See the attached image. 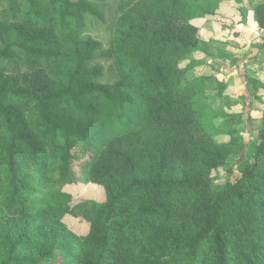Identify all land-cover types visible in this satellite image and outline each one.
Listing matches in <instances>:
<instances>
[{"label": "trees", "instance_id": "obj_1", "mask_svg": "<svg viewBox=\"0 0 264 264\" xmlns=\"http://www.w3.org/2000/svg\"><path fill=\"white\" fill-rule=\"evenodd\" d=\"M225 1L118 0L104 83L89 66L99 44L86 18L103 17L90 0H0V264H264V60L253 150L221 186L213 173L233 172L242 118L206 103L212 80L230 103L224 80L186 78L202 63L194 21ZM77 183L105 200L73 202L64 187Z\"/></svg>", "mask_w": 264, "mask_h": 264}, {"label": "rangeland", "instance_id": "obj_2", "mask_svg": "<svg viewBox=\"0 0 264 264\" xmlns=\"http://www.w3.org/2000/svg\"><path fill=\"white\" fill-rule=\"evenodd\" d=\"M100 10L103 17H88L84 26V36L92 38L98 42V47L92 56L89 66H96L101 68V73L96 77L97 82H113L115 80V73L111 68L110 59L104 54V50L108 46L110 37V30L112 29L117 18V4L118 0H90ZM226 7L222 9L224 13L220 16L213 17L217 23L215 24L216 32H220L216 39H209V35L205 29L204 21L197 19L194 23L199 27V46L200 49L193 54V58L201 60L202 63L196 64L186 73V78L191 79L200 75H212L215 78L222 79L226 82L227 87L223 91L230 103H225L222 96H219L214 88V80L210 81L206 88L205 95L208 97L206 103L213 108L230 114H240L242 121L235 125L239 134L243 137L245 147L241 154L232 156L229 159L232 173L228 172L226 168H219L213 175V182L216 186H221L226 180H235L242 170L243 166L248 161V155L253 150V142L256 141V130L253 122L258 123L259 115L255 111H250L249 101L252 98L251 90L255 81H259L257 73L259 71V62L264 60V51L257 53V55L250 50V45L253 47L262 37V33L251 36L250 41L245 44L246 39L243 38L242 44L235 43V34L238 35L236 24H238L237 10L246 3L243 10L245 21L252 25V17L248 20L249 10L252 9L255 0H243L237 3L233 0L225 1ZM233 2L232 6L228 4ZM243 4V5H242ZM238 5V9H236ZM212 18V19H213ZM204 19V18H203ZM211 19V20H212ZM238 20V19H237ZM209 26V25H207ZM215 33V32H214ZM211 40V41H210ZM238 44V45H237ZM231 49H226V47ZM205 49V51H204ZM226 49V50H225ZM225 50V51H224ZM230 52V55L226 51ZM243 60V61H241ZM186 61L182 62L183 66ZM259 84H257L258 86ZM256 88V86H255ZM217 122V120H216ZM218 142L228 140L225 134L215 136ZM64 189L71 194L72 201L75 202L81 199H90L98 202L105 200V192L101 185L93 183H77L69 184ZM62 221L74 233L80 235L85 234L88 229V223L81 217H75L70 214L65 215Z\"/></svg>", "mask_w": 264, "mask_h": 264}, {"label": "crops", "instance_id": "obj_3", "mask_svg": "<svg viewBox=\"0 0 264 264\" xmlns=\"http://www.w3.org/2000/svg\"><path fill=\"white\" fill-rule=\"evenodd\" d=\"M232 3L233 2H231L230 4H228L229 7L233 5ZM243 6H241V7H243L242 10L241 11L240 10L239 11L237 10V13H236L237 14L236 16H237V19H238V20L236 19V21H238V24H236V30L239 33H238V35L235 34V37H232L235 40L234 42L235 43H239V45L242 44L243 38L246 39L245 44H247V42L250 41L248 39H250L251 36L255 37L256 35H259V33H262L263 32V30L258 27L257 22L255 21V18H254V10H253L254 9L253 8L254 6H252V9H250L248 11L249 12V14H248V20L250 19V17H252V22H251L252 25H250L249 23H247V21L244 20L245 19V16H244L243 10L246 7V3ZM224 7H226V2H222L221 3L220 9L218 10L217 15L208 16V17H206V19H202V21H204V25H203L205 27L204 30L207 31V33H208V35L210 37L209 39H216L219 36V33L220 32H216V30H215V24L217 23L216 20H218V19H215L214 20L213 17L220 16V13L223 14L225 10H223V12H222V9ZM236 7H237L236 9L239 8L238 5ZM207 25H209V26H207ZM249 47H250V50L253 51V53L249 54L248 56L257 55V53H262V51H263V50H260L256 45H254L253 47L250 45ZM226 49H231V47L230 46L229 47H226ZM226 52L230 55V52L228 50ZM241 61H243V60H241Z\"/></svg>", "mask_w": 264, "mask_h": 264}]
</instances>
